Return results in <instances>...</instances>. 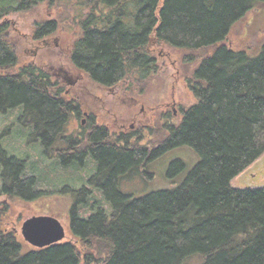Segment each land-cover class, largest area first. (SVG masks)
I'll return each mask as SVG.
<instances>
[{"label": "trees", "instance_id": "trees-1", "mask_svg": "<svg viewBox=\"0 0 264 264\" xmlns=\"http://www.w3.org/2000/svg\"><path fill=\"white\" fill-rule=\"evenodd\" d=\"M43 1L0 0V18ZM47 1L60 2L82 31L72 64L107 87L126 74L149 79L156 69L155 42L185 54L208 52L189 83L197 104L171 131L166 146L150 156L188 151L194 162L176 156L165 176L170 188L126 192L125 172L139 165L138 154L128 146L93 140L98 169L89 183L99 188L101 198L84 191L77 199L72 195L78 203L70 209L69 229L79 244L32 247L0 210V264H264V188L231 186L264 154V41L255 51L234 48L229 41L234 28L264 7V0ZM6 28L0 25V115L19 110L18 122L51 146L60 142L68 110L50 94V75L34 65L18 70ZM57 29V21L45 22L36 38ZM186 56L190 62L197 59ZM168 147L171 151H165ZM6 154L0 150L5 179L0 194L16 191L34 198V179L22 180L23 164ZM85 210L88 215L82 214Z\"/></svg>", "mask_w": 264, "mask_h": 264}, {"label": "rangeland", "instance_id": "rangeland-1", "mask_svg": "<svg viewBox=\"0 0 264 264\" xmlns=\"http://www.w3.org/2000/svg\"><path fill=\"white\" fill-rule=\"evenodd\" d=\"M67 15L68 10L60 2L49 4V1L45 0L29 10L15 11L5 18H0V25L4 24L7 27L5 37L17 55L18 70L33 64L48 73L52 83L50 91L54 93L61 91L62 95L66 96V100H69L70 97L79 99L84 107L93 110L96 115L94 126L100 129L106 128L109 140H116L120 132L116 120L121 122L125 118L132 117L142 105L145 107L165 106L175 100L177 106L185 111L197 104V99L189 83L192 82V75L201 61L200 58L208 55V52L185 54L183 51L165 45L158 46V43L155 42L152 45V52L157 62L150 82L141 84L127 78L119 85L117 93H110L107 88L90 81L85 73L79 71L72 64L71 52L74 43L81 36V31L79 26L73 23ZM55 21L58 24L57 31L39 41L36 38L39 27L45 22ZM230 38V45L234 48L253 49L252 51L258 49L264 41V7L250 12L245 20L234 28ZM185 56H190V58L193 56L197 59L195 62H190L186 60ZM73 82H78V84L73 86ZM79 90L81 92L76 93ZM87 100H91V102L87 103ZM132 100L137 105H133ZM168 113H170L169 116ZM151 114L156 115L154 122H149L150 127L153 126L152 130L148 133H138L135 138L130 135V147L134 149L148 148L149 150L157 148L159 141L168 135L163 124L171 121L173 124L179 125L183 117L180 111L176 116H173L171 110L161 108ZM20 115L18 110L5 117H0V146L2 147L0 150L7 151V158L16 159L23 164L26 173L21 176V179L28 182L31 181L30 178L34 179L32 189L36 195L32 199H26L16 194V191L11 194H0V210L7 213L9 219L15 223V228L21 239H23L21 229L27 220L34 217L52 216L65 227L66 237L62 244L71 242L78 245V241L71 235L69 229L71 227L69 212L75 205L72 195L74 196L75 191L85 187L90 193L89 196L91 195L94 199L101 198L100 193L88 185L90 177L96 173L97 163L87 156V159L82 158V165L77 169L72 168L75 159H66L67 162L64 160V164L60 163L62 157L58 153L62 147L58 140L48 147H42L37 139L29 140L33 139L30 135L32 128L29 131L22 128L15 129L13 122ZM145 115H149L148 111ZM76 117L69 114L64 129L65 134L80 138L88 133L90 128L86 126L82 129L81 121ZM129 126L130 124L127 123L128 130H130ZM14 130L17 132L15 136L13 135ZM80 131L82 134H79ZM128 133L132 134L131 131ZM57 143L59 145H56ZM45 149L48 152H45ZM64 154L70 155V153ZM176 156H179L178 152L169 154L168 161ZM180 156H184L182 159L189 165L194 162H192L188 151L180 152ZM165 168V166H161V173L157 178L151 180V187L145 189L148 191L144 193L147 194L149 191L159 190L170 185V182L165 180L162 174ZM2 172L3 167L0 163V190L4 186L5 180L2 178ZM145 179L146 177L142 180L132 178L126 182L123 191L135 190L139 192L143 190L142 181L144 182ZM231 186L242 190L264 188V154L243 173L236 176L231 181ZM85 211L82 214L88 215L89 211ZM81 264L86 263L82 261Z\"/></svg>", "mask_w": 264, "mask_h": 264}, {"label": "flooded vegetation", "instance_id": "flooded-vegetation-1", "mask_svg": "<svg viewBox=\"0 0 264 264\" xmlns=\"http://www.w3.org/2000/svg\"><path fill=\"white\" fill-rule=\"evenodd\" d=\"M79 29H80V27H79ZM81 36H82V31H81ZM81 36L79 37V39L81 38ZM156 62H157V59H156ZM31 65H33V64H31ZM75 68H77V67L75 66ZM78 70L85 73L84 71H82L80 69H78ZM85 74L90 79V81H92L90 76L87 73H85ZM153 75H154V73L148 79V78L140 77L139 75L126 74L116 84H114L110 87H107V86H104L101 84H99V85L104 87V88H107L110 93H117L116 91L119 89V85H121V83L123 81H125L127 78L130 79L132 82L138 81L141 84H146L147 81L150 82V79ZM94 83H96V82H94ZM77 84H78V82H73L72 85L76 86ZM49 92L52 95L54 100H58L60 103L62 102L66 106V108L68 110L67 116H69V114H71L73 116L74 115L77 116L76 117L77 120L81 121L82 129H84L86 126H88L90 128V131L88 133H86L85 135L83 134L84 136H82L80 138H77V136L65 134L64 126L62 127V130H61V132L59 134V138H58L60 142H58V143L60 144V147H62V150H60L59 152H62V154H60V156H62L63 160H65V157H66V159H67V157H69L67 160H72V159L76 158V155H82L83 154L82 158H86V159H87V157L92 158L97 163V169H98V162L93 158L92 150L94 149V147L96 145V144H94L93 140L98 141L100 139L102 145H105V146L108 145L111 147L115 146L118 148H120V147L125 148L128 146L129 150H132V151L135 150V153L138 154V158L135 160V162L139 165L136 167H132L125 172V173H127V178L125 179L126 181L123 180V182H122V190H124V186H125L126 182L131 180L132 178H140L142 180L144 177H146L145 181L144 182L142 181V184H144L143 185L144 190L147 188H150L151 182H152L151 180L157 178L158 175L161 173V170H162L161 166L166 167L164 173H162L164 175V178H165L166 173L168 171V168L170 167V163L173 160H175V158H171L168 161L169 154H171L173 152L170 150L171 147L165 148V151L170 150L171 152H167L162 157H159V155L152 156V157H150V156L152 155V153L156 152L157 150L162 149L163 146L164 147L166 146L163 143L168 140V138L170 137L171 131L174 128H177L178 124H173V122H171V121H167L166 123H164L163 128L165 130H167L168 135L165 139H162L159 141L157 148H154L151 150H149L148 148L134 149V148L130 147L129 136L132 135V138H135L136 136H138L137 135L138 133L139 134H143L144 132L148 133L150 130H152L153 126L150 127L149 122L153 123L156 115L151 114V113L159 110L160 108L163 110H171V114L173 116L174 115L176 116L178 111H180L182 113V116H183L182 120H183L184 115L187 112V110L183 111V109L181 107H178L175 100H172L171 102L167 103L165 106L161 105L163 107H161V106H154V107L147 106V107H145L144 105H142L138 111H135V113L132 117L125 118L121 122L116 120V124H118L120 132L118 133V135H117L118 137L116 140H109V134H108V130L106 128L100 129L97 126H94V121H95L96 115H95V112L93 110H88L86 107H84L82 105V103L79 101V99L70 97L69 100H66L65 99L66 96H63L61 91L60 92L57 91L56 93H54L53 91H49ZM78 92H81V90L77 91L76 93H78ZM89 102H91V100H87V103H89ZM132 103H133V105H137V103L134 100H132ZM13 111H18V110H13ZM147 111L149 114L148 116L145 115V113ZM11 112H8L7 114L9 115ZM169 115H170V113H168V116ZM5 116H7V115H0V117H5ZM21 116L22 115H20L13 122L14 126L16 127L15 128L16 130L20 129V128L27 129L26 127H23V125L20 123V121L18 122V120L20 119ZM67 116H66V121H65L64 125H66V123L68 121ZM181 122H180V124H181ZM127 123L130 124V126H129L130 130H128ZM29 129H27V130H29ZM128 131H131L132 134L128 133ZM81 132L82 131H80L79 134H82ZM16 133L17 132L14 130L13 135H15ZM97 134H99V135L97 136ZM30 135L32 138L35 137L32 135V133ZM29 140L34 141L35 138L29 139ZM39 140L37 139V141H39ZM70 141L73 143V145L70 146L71 148H68L67 145H65V144H68ZM39 144H41L42 147H45L42 141L41 142L39 141ZM45 152H47V149H45ZM64 153H70V155H66ZM82 158H81V160L75 159L76 161L79 162L78 168L82 165ZM163 159H165V160L163 161ZM149 163H151V164L148 165ZM97 169H96V173H97ZM96 173L90 177L89 181L95 177ZM89 181H88V185L90 187H92L94 190H96L97 192H99L98 191L99 188H97L96 186L94 187L93 185H90ZM172 186L173 185H171V183H170V185H168L167 187L170 188ZM167 187H165V188H167ZM81 191H84L85 194H90L89 191L86 190L85 187H83L81 190L75 191L76 199L78 198ZM152 191H155V190H152ZM76 203H78V202H76Z\"/></svg>", "mask_w": 264, "mask_h": 264}, {"label": "water", "instance_id": "water-1", "mask_svg": "<svg viewBox=\"0 0 264 264\" xmlns=\"http://www.w3.org/2000/svg\"><path fill=\"white\" fill-rule=\"evenodd\" d=\"M26 243L38 249L58 245L64 241L66 230L55 217H34L27 220L21 229Z\"/></svg>", "mask_w": 264, "mask_h": 264}]
</instances>
